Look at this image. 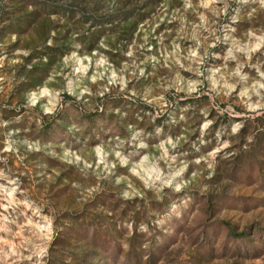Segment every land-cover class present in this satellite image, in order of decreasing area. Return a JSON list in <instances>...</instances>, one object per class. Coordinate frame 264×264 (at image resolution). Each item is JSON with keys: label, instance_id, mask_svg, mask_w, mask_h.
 <instances>
[{"label": "rangeland", "instance_id": "obj_1", "mask_svg": "<svg viewBox=\"0 0 264 264\" xmlns=\"http://www.w3.org/2000/svg\"><path fill=\"white\" fill-rule=\"evenodd\" d=\"M0 264H264V0H0Z\"/></svg>", "mask_w": 264, "mask_h": 264}]
</instances>
